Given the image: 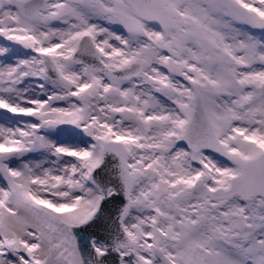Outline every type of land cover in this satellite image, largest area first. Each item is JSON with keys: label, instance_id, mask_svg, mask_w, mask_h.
<instances>
[{"label": "snow or ice", "instance_id": "1", "mask_svg": "<svg viewBox=\"0 0 264 264\" xmlns=\"http://www.w3.org/2000/svg\"><path fill=\"white\" fill-rule=\"evenodd\" d=\"M0 264H264V0H0Z\"/></svg>", "mask_w": 264, "mask_h": 264}]
</instances>
